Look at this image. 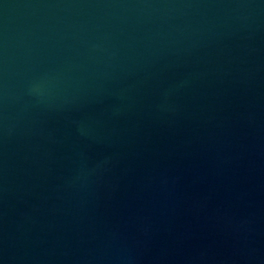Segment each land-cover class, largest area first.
Instances as JSON below:
<instances>
[{"label": "water", "instance_id": "obj_1", "mask_svg": "<svg viewBox=\"0 0 264 264\" xmlns=\"http://www.w3.org/2000/svg\"><path fill=\"white\" fill-rule=\"evenodd\" d=\"M0 264H264V0H0Z\"/></svg>", "mask_w": 264, "mask_h": 264}]
</instances>
